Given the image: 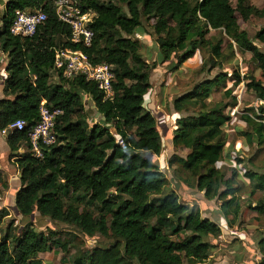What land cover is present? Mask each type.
Here are the masks:
<instances>
[{"label": "trees", "instance_id": "16d2710c", "mask_svg": "<svg viewBox=\"0 0 264 264\" xmlns=\"http://www.w3.org/2000/svg\"><path fill=\"white\" fill-rule=\"evenodd\" d=\"M83 12L92 11L94 33L88 48L71 42L70 28L60 22L48 0H6L0 16V50L8 58L3 99H0V133L16 121L24 130L5 136L10 155L20 172V190L15 208L23 219L35 213L42 218L74 227L86 238L101 237L110 246L82 251L74 264H200L207 259L209 238L221 234L219 225L203 218L199 210L182 202L176 193H166V178L148 157L163 150L157 121L145 107L151 90V66L130 37L153 21L156 44L163 62L176 59L181 66L197 51H208L214 68L234 59V48L249 53L264 71V54L241 29L250 18L264 20V8L249 0H75ZM234 1L235 6L232 7ZM17 10H41L46 20L30 37H14L9 27ZM217 38H209L212 32ZM228 40L225 48L224 39ZM254 40L264 47V26ZM80 50L92 65L107 64L113 71V97L105 100L96 85L82 77L66 80L55 68V50ZM56 82H52L53 78ZM226 74L196 85L176 98L173 110L180 115L172 139L185 157H174L175 180L203 193L208 201H220V211L229 227L240 217L241 203L230 198L240 191L224 164L226 135L231 120L226 113L236 105L234 90L245 83L262 103L252 115L242 114L246 130L240 135L248 145L264 146V84L253 76L233 75L232 88L222 100L210 105V96ZM90 98L101 120L90 125L83 97ZM230 100V102H224ZM42 102L61 109L56 121V144L41 147L42 158L31 151L29 133L39 119ZM190 108H200L195 115ZM114 130V133H112ZM256 141V142H255ZM242 160H238L241 163ZM253 187L264 191V173L247 171ZM255 210L264 215V201ZM0 216V264H41L37 256L59 248L68 252L57 232L44 233L26 224L16 236L13 224L2 228ZM264 264V238L259 241Z\"/></svg>", "mask_w": 264, "mask_h": 264}, {"label": "rangeland", "instance_id": "374dc122", "mask_svg": "<svg viewBox=\"0 0 264 264\" xmlns=\"http://www.w3.org/2000/svg\"><path fill=\"white\" fill-rule=\"evenodd\" d=\"M5 1L0 0V16L3 13ZM249 3L257 8H264V0H249ZM231 5L235 6L234 1ZM238 18L241 29L247 32L249 38L264 54V47L254 40L256 32L264 26V20L250 18L249 21L243 22L240 17ZM219 36L220 33L215 31L209 34V38ZM130 39L137 43L142 59L151 66V90L145 97V107L157 121V130L161 136L163 150L160 156L149 154L148 157L158 165L166 178L164 194L176 193L182 202L194 210H199L203 218L217 223L221 229L219 237L208 239L210 250L207 259L200 264H260L263 256L259 249V241L264 238V215H260L255 208L261 201H264V191H258L255 195H251L253 187L244 175L249 170L264 173V146L258 148L256 143L253 145L246 143L240 135L246 130L240 117L245 113L252 115L262 103L258 102L252 92L246 90L245 83L234 90L233 96L236 98V105L226 110V113L231 116V120L223 128L227 141L224 164L219 167L227 178L231 176L233 169L236 172L235 186L239 187L240 191L229 197V199L235 198L241 203L240 217L236 224L232 227L228 226L220 211L222 204L220 201H208L204 198L203 193L188 189L175 180L177 165L174 162L170 166L169 162L176 156H186L184 149H176L172 143L176 122L180 118V115L173 110V102L176 98L190 92L200 83L226 74L225 79L221 81V86L209 98L210 105H214L223 101L222 94L226 89L233 87L235 73H239L241 78L253 76L264 84V71L257 68L249 53L240 52L236 48H234V59L223 62L214 68L208 65V51H197L192 59L181 66H178L174 58L163 62L156 44L153 21H149L145 17L142 18V26ZM227 43L228 40L225 38L223 48ZM6 57L0 50V78H3L2 67L3 63H6ZM52 82H56V79L53 78ZM1 83L0 80V86ZM2 90L0 87V99L3 98ZM224 102H230V100H224ZM83 103L86 119L90 125L94 124L95 120H101V116L97 115L96 108L90 98L84 96ZM198 112H200V108H190L192 115ZM0 142V148L4 149L5 147L2 145L5 143V136L2 133H0ZM5 152L0 151V216H4L2 228L5 229L9 224H13L15 235L20 236L24 226L31 224L44 233L57 232L62 242L71 243V248L66 253L55 248L38 255L36 260L41 264H74V260L80 252L112 244V241L104 240L101 237L86 238L78 229L51 221L48 218H42L36 213L29 219H23L15 208V194L21 188L20 172L17 169L16 160L11 157L9 150L6 149ZM238 160H242L241 163Z\"/></svg>", "mask_w": 264, "mask_h": 264}, {"label": "built area", "instance_id": "2783aa9c", "mask_svg": "<svg viewBox=\"0 0 264 264\" xmlns=\"http://www.w3.org/2000/svg\"><path fill=\"white\" fill-rule=\"evenodd\" d=\"M60 22L67 25L71 31V42L83 47H90L94 39L91 24L95 18L92 11L83 12L75 0H48ZM46 15L41 10H17L14 15L9 32L14 37L32 36L42 23ZM55 68L62 71V77L72 80L82 77L86 82L96 85L103 93L105 100L113 97V71L107 64L94 66L87 56L80 50H55ZM63 114L61 109H51L42 102L39 108V119L29 133V143L32 153L37 158H42L41 147H50L56 144V121ZM26 127L24 121H16L7 131H22ZM7 131H3L4 134Z\"/></svg>", "mask_w": 264, "mask_h": 264}, {"label": "crops", "instance_id": "0c3cea01", "mask_svg": "<svg viewBox=\"0 0 264 264\" xmlns=\"http://www.w3.org/2000/svg\"><path fill=\"white\" fill-rule=\"evenodd\" d=\"M7 64H8V58L6 57V63H3V67H2V75H3V78H0V80H1V88L3 89V87H4V81L6 80V78H7V73H6V67H7ZM55 79H57L56 77H55ZM3 91V90H2ZM2 91H1V93H2ZM3 98H4V96H3ZM3 98H1V99H3ZM2 146H4L5 148L4 149H2V148H0V151H2V153H6L5 152V150L6 149H8V147L6 146V139H5V143L2 145ZM0 147H1V142H0ZM9 150V149H8Z\"/></svg>", "mask_w": 264, "mask_h": 264}, {"label": "water", "instance_id": "95a60500", "mask_svg": "<svg viewBox=\"0 0 264 264\" xmlns=\"http://www.w3.org/2000/svg\"><path fill=\"white\" fill-rule=\"evenodd\" d=\"M97 115H99V114H97ZM9 133H10V132H9V131H7V132L5 133V136L9 135Z\"/></svg>", "mask_w": 264, "mask_h": 264}]
</instances>
